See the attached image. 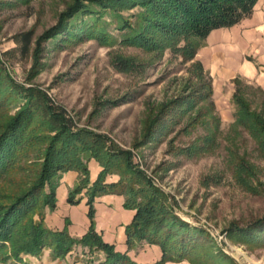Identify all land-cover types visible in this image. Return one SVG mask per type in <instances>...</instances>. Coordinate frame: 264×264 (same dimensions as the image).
<instances>
[{"label":"rangeland","instance_id":"1","mask_svg":"<svg viewBox=\"0 0 264 264\" xmlns=\"http://www.w3.org/2000/svg\"><path fill=\"white\" fill-rule=\"evenodd\" d=\"M70 3L72 0H0L1 86L4 88L9 81L45 94L48 104L70 119L73 131L83 129L102 135L107 139V147L129 152L135 167L162 193L163 196H158L159 204L190 227L207 233V239L198 238L193 259H200L203 264H264V240L258 244L227 234L232 225L245 228L264 218V158L249 135L243 132L238 135L232 130L235 86L220 85L211 97L212 113L220 123L209 147L202 142L208 128L198 124L188 126L195 118H199V123L210 121L208 115L198 117L199 110L206 112L208 102L187 112H173L164 119L166 128L148 142L144 124L150 115H156L169 102L180 101L200 85L192 62L182 55L185 39L162 41L159 48L150 49L123 43L116 19L106 10L101 11L100 17H94L96 20L79 14L71 21L76 25L83 20L89 24L95 22L108 41L83 35L64 39L60 35L43 41L39 57L33 56L37 39L58 22ZM25 33L29 34L28 42L23 38ZM198 59L197 52L195 60ZM248 85L252 89L246 90V97L255 102L252 105L255 107L262 97L255 93V86ZM24 103L23 98H8L0 109V123L13 116ZM36 135H48V132L43 128ZM232 143L236 145L234 151L258 170L249 187L234 177L228 155ZM195 145H200L202 150L189 155L185 150ZM33 160L34 153L29 152L18 163L31 169ZM14 169L17 168L9 169L6 175L13 181H27L24 172ZM79 178L78 174V181ZM119 179L118 174H111L105 182L116 183ZM94 182L89 178L87 188ZM0 185L6 192L10 188L6 181L0 180ZM87 188L79 198L82 194L86 196ZM47 211L50 210L36 206L23 221L30 217L44 224ZM68 225L69 221L65 220L63 229L54 231H67ZM261 237L264 239V235ZM79 248L75 247L63 258L54 259L49 249H44L40 256L47 251L50 259L60 264L81 258L84 264H98L100 252L87 250L86 255L79 257L81 253H76ZM12 249L11 243L6 246L0 254L4 259L0 263L30 261L29 255L14 259Z\"/></svg>","mask_w":264,"mask_h":264},{"label":"trees","instance_id":"2","mask_svg":"<svg viewBox=\"0 0 264 264\" xmlns=\"http://www.w3.org/2000/svg\"><path fill=\"white\" fill-rule=\"evenodd\" d=\"M257 0H72L58 19L36 42L33 56L39 57L42 43L50 38L62 36L64 39L94 36L98 41H108L106 33L93 22L85 20L76 25L72 19L77 15H88L91 19L100 17L101 11L109 10L116 19L121 42L141 48H159L166 40L185 39L182 55L192 62L199 87L180 101H173L162 106L153 117L144 124V137L152 141L161 130L166 128L164 119L173 112H187L199 104L208 102L205 113L209 122L199 123L195 118L188 125H204L208 128L207 136L202 139L204 146L213 144L220 120L212 111L211 80L200 61L195 60L198 49L212 29L228 27L249 15ZM136 8V12L124 15V11ZM26 42L29 34H23ZM7 83V82H6ZM235 86L232 102L235 106L232 130L242 135L246 133L255 142L256 150L264 158V92L255 88V93L262 97L259 105L246 97V90L252 89L239 79H234ZM0 109L8 98H23L25 103L13 116H7L0 123V180L10 186L4 191L0 185V254L10 243L13 245L14 259L21 255L38 257L44 249L51 250L54 259L63 258L75 247L86 248L89 252L98 251L104 260L98 264H134L125 254L114 251L104 243L94 230V200L97 197L115 194L124 198V208L134 210L132 222L126 226L127 244L145 242L160 248L162 258L156 264L187 261L189 264H203L200 259H193L192 254L198 246V238L207 239V233L197 227H190L172 212L159 204L158 196L162 193L138 170L132 162L129 152L111 149L106 146V137L89 131L71 129V121L62 112L48 104L45 94L33 88H24L9 82L4 88L0 84ZM38 118V120H37ZM45 129L48 135H36ZM228 155L233 165L234 177L249 187L252 179L257 178V168L239 156L231 144ZM202 150L200 145L185 151L190 155ZM29 152L34 153L33 166L27 169L18 161ZM94 159L101 171L96 181L89 185L87 162ZM17 163V164H15ZM29 163V162H28ZM11 168L15 172H24L25 180L13 181L6 175ZM75 171L80 178L69 190L67 203L77 205L78 195L87 188L88 219L90 227L81 238L71 237L64 229L50 230L43 222H34L25 216L36 206L42 209H55V189L60 174ZM118 174L116 183H106L107 175ZM4 178V179H2ZM140 183V186L135 185ZM3 191V192H1ZM227 234L230 238L242 237L246 241L263 243L264 218L245 228L232 225ZM12 256V255H11ZM4 259L0 258V262Z\"/></svg>","mask_w":264,"mask_h":264},{"label":"crops","instance_id":"3","mask_svg":"<svg viewBox=\"0 0 264 264\" xmlns=\"http://www.w3.org/2000/svg\"><path fill=\"white\" fill-rule=\"evenodd\" d=\"M197 52L198 61L211 80L212 95L219 91L220 85H234L236 78L264 92V0H257L252 12L237 23L212 29ZM88 169L90 182H94L101 168L94 160H89ZM77 182V172L61 174L55 189V209L47 211L44 217V224L52 230L63 229L65 220H68L67 232L73 238L82 237L90 227L85 194L80 195L77 205L67 203L68 192ZM106 183L109 182L106 180ZM134 215V210L124 208L122 196H100L94 201V230L104 243L112 246L115 252L125 254L134 264H156L162 258L158 246L145 242L127 244L125 228L132 222ZM76 253H81L79 257H82L87 254V249L80 247L76 249ZM99 257L98 263L104 260L102 253ZM28 260V264H60L57 260H51L47 251L37 260L34 257ZM83 262L81 258L67 263L84 264ZM27 263L8 261L5 264ZM164 264L189 263L182 261Z\"/></svg>","mask_w":264,"mask_h":264}]
</instances>
